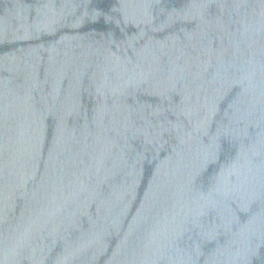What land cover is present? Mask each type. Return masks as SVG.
I'll return each instance as SVG.
<instances>
[{"label": "water", "instance_id": "1", "mask_svg": "<svg viewBox=\"0 0 264 264\" xmlns=\"http://www.w3.org/2000/svg\"><path fill=\"white\" fill-rule=\"evenodd\" d=\"M0 264H264V0H0Z\"/></svg>", "mask_w": 264, "mask_h": 264}]
</instances>
